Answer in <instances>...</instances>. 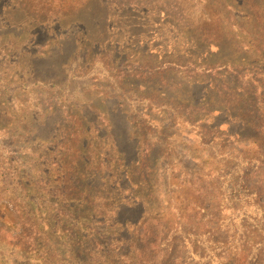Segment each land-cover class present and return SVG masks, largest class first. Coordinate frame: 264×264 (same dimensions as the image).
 Here are the masks:
<instances>
[{
    "label": "rangeland",
    "instance_id": "374dc122",
    "mask_svg": "<svg viewBox=\"0 0 264 264\" xmlns=\"http://www.w3.org/2000/svg\"><path fill=\"white\" fill-rule=\"evenodd\" d=\"M232 1L242 5V0ZM244 1V12L257 13L251 0ZM255 2L264 4V0ZM204 7L201 0H0L1 227L7 226L5 230L14 235L25 220V212L19 214L16 207L22 191L18 182L37 181L38 175L30 169L59 185L82 151L93 162L89 171L99 166L101 180L111 177L120 182L114 163L105 165L111 139L94 108L110 105L118 111L122 106L128 113H124L128 128L136 126L133 133H147L157 158L153 193L142 187L132 194H142L149 201L148 217L169 220L170 228L182 230L184 236L176 244L185 247L180 263L264 264V165L250 161H264L260 157V150L264 152V96L260 94L264 74L259 78L262 85L251 87L259 89V131H242L226 117L215 122L209 119L206 125L192 129L181 127L171 115L148 110V103L133 104L134 93L119 89L124 78L147 86L144 83L150 75L144 71L164 70L178 58L189 60L187 56L192 55L197 64L213 66H219L223 56L234 60L236 29L222 31L224 42L218 54L217 45L207 48L197 23L190 21L189 26L184 21L188 14L196 20ZM236 12L225 24H242L238 16L243 13ZM242 39L252 43V49L239 57L264 62V38L242 35ZM260 64L264 69V63ZM190 73L180 72L175 82L181 83L183 91L190 87L191 77L206 82L199 86L202 97L213 96L205 86L210 80L221 82L225 76ZM38 80L48 81L49 87L35 86ZM150 81V86L158 84ZM54 83L57 87H52ZM161 92L167 97L160 96L159 102H171L175 91L166 87ZM218 123L221 130L215 127ZM100 146L102 151L97 150ZM221 154H231L233 159L221 158ZM120 171L127 174V166L122 165ZM207 208L215 209L220 223L210 219ZM12 212L17 214L18 225L9 221ZM201 221L208 227L198 232ZM162 244L168 245L159 241V249L149 247L151 252H145L148 264L161 261ZM13 252L18 249L0 232V264H27V257L14 258Z\"/></svg>",
    "mask_w": 264,
    "mask_h": 264
},
{
    "label": "trees",
    "instance_id": "16d2710c",
    "mask_svg": "<svg viewBox=\"0 0 264 264\" xmlns=\"http://www.w3.org/2000/svg\"><path fill=\"white\" fill-rule=\"evenodd\" d=\"M201 1L206 5L204 11L199 12L196 20L191 19L186 11L188 16L184 18V21L189 23V26H192L191 22L193 25L197 23L202 32V38L208 42L207 48L217 45L218 54L222 51L220 43L224 42V39L221 40L222 31L228 28L236 29L234 33L237 35L232 37L233 46L236 44L235 52L232 54L234 60L223 56L219 66H213L211 63L197 64L192 55L187 56L189 60L178 58L164 70L158 69L156 73L151 69L144 71L145 75H150L146 77V83H144L147 86H139L134 83V80L124 78L119 89L123 93L125 89H128L129 93H134L133 104L148 103V110L156 111L164 116L171 115L181 127L192 129L196 125H206L209 119L215 122L221 117H226L238 123L242 131L250 128L259 131L261 123L258 112L261 110L258 107L261 105L259 89L251 87L255 84L262 85L263 82L259 81V78L264 74V69L261 68L260 63L264 62L259 60L252 62L239 55L244 53L246 56L252 49V43H247L246 39L240 40V36L264 38V4H256L255 0H251L254 4L253 9L257 13H250L248 10L244 12V8H247L244 0L239 6H235L232 0ZM236 10H241L243 13L242 16H238L244 20L242 24L237 21L232 25L225 24L230 22V16L232 19V14L237 13ZM255 43L260 42L256 40ZM220 68L223 70L219 71ZM180 72L187 74L201 72L204 75L207 73L209 77L219 72L225 76L222 75L221 82L210 80L205 86L209 92H213V96L202 97L199 94L201 90L199 88L206 82L191 77L188 80L190 85L188 91H183L181 83L175 82V75ZM170 76L172 77L169 79ZM248 77L250 79L245 81ZM150 80H156L158 84L154 83L150 86L152 84ZM240 80L246 84L239 86ZM48 83L46 80H38L34 85L48 88ZM52 87H57V84L54 83ZM166 87L174 90L175 94L171 97L169 104L167 102L162 104L159 99L160 96L167 97L161 92ZM139 90L144 91L142 95L138 94ZM148 91H151V94ZM260 91V94L264 96V88ZM172 99L175 100L172 101ZM214 100L215 102L212 103ZM234 105H236L235 108L232 107ZM119 107L121 109L118 111L111 109L110 105L94 109L99 111V117L105 121L111 139L108 147L109 154L105 153L108 160L105 165L114 163V167L120 174L118 176L120 182H113L111 177L101 180L99 166L90 172L88 168L93 162L91 158H85L82 151L69 165L66 173L64 172L65 176L62 177V183L60 182L59 185H56L57 181L50 183L47 179H43L41 171L36 169L33 172L30 169L31 173L38 175L35 177L37 181L31 179L26 182L20 179L18 182L22 191L17 198L19 206L16 207L19 214L22 210L25 212V220L20 222L19 229L14 235L5 230L7 226L0 225V232L11 242L13 249H18V253L13 252L14 258H19L20 255L22 258L27 257V264L31 262L36 264H148L145 261V252H151L149 247L159 249L161 244L159 246L157 244L160 241L168 245L162 244L164 250L158 251L161 261H156L154 264H181L185 247L176 246V244L179 238L184 236L182 230L170 228L169 220H155L148 217L146 212L149 201L145 200L142 194H139L141 197L132 194V192L135 193L136 188L142 187L149 190V193H153L152 174L157 165L156 151L147 133H133L136 126L128 128L129 120L124 115L128 113L122 109V106ZM72 117L81 119L76 115ZM146 117L151 119L149 114ZM221 125L218 123L215 126L216 129L221 130ZM229 130L226 132L229 133ZM36 139L40 140V138ZM162 142L163 140L160 139L158 143ZM78 147L84 148L81 145ZM97 150L102 151L101 146ZM260 153H262L260 157L264 160V152L260 150ZM231 154H221V158L233 159ZM105 155H103L104 158ZM250 161H258L264 165V161L255 159ZM122 165L127 166V174L121 175ZM209 204L210 202L207 204L208 208ZM208 208L207 211H211L210 219L220 223L219 214L214 213L218 207L213 210ZM9 221L14 222L12 226L18 225L17 214L12 212ZM202 223L201 221L198 232L208 227L207 224ZM155 226L157 227L154 230ZM22 238L26 244L21 241ZM184 240L189 241L187 238ZM32 256L39 258L33 261L29 258Z\"/></svg>",
    "mask_w": 264,
    "mask_h": 264
}]
</instances>
